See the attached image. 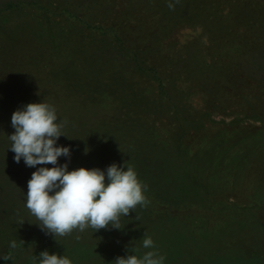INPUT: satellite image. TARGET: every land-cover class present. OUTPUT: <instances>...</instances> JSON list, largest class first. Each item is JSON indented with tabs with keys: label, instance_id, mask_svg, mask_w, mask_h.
<instances>
[{
	"label": "rangeland",
	"instance_id": "1",
	"mask_svg": "<svg viewBox=\"0 0 264 264\" xmlns=\"http://www.w3.org/2000/svg\"><path fill=\"white\" fill-rule=\"evenodd\" d=\"M169 2L0 0V264H115L145 235L165 264H264V0ZM42 99L60 163L126 161L147 186L123 229L56 240L25 206L36 169L14 159L11 116Z\"/></svg>",
	"mask_w": 264,
	"mask_h": 264
},
{
	"label": "clouds",
	"instance_id": "2",
	"mask_svg": "<svg viewBox=\"0 0 264 264\" xmlns=\"http://www.w3.org/2000/svg\"><path fill=\"white\" fill-rule=\"evenodd\" d=\"M169 7H174L171 0ZM11 124L15 131L8 137L15 161L23 159L26 166L36 169L28 181L25 206L36 218L35 222L55 239L74 230L84 232L90 228L97 232L109 226L123 229V217H129L138 205L146 207L150 203L147 186L126 161L113 162L106 169L81 166L69 170L67 161L60 163L62 156L70 157L71 146L58 144L61 135H68L62 130L64 125L56 107L47 101L29 102L17 108ZM10 247L16 248L17 242L11 241ZM141 248L145 251L141 252ZM114 261L165 264L166 256L156 247L154 239L145 235L139 246ZM38 264H73V260L66 254L45 249L38 254Z\"/></svg>",
	"mask_w": 264,
	"mask_h": 264
}]
</instances>
